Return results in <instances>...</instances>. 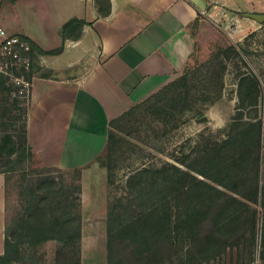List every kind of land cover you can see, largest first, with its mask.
<instances>
[{
    "label": "trees",
    "instance_id": "16d2710c",
    "mask_svg": "<svg viewBox=\"0 0 264 264\" xmlns=\"http://www.w3.org/2000/svg\"><path fill=\"white\" fill-rule=\"evenodd\" d=\"M83 23H86L83 19L73 17L63 24L62 31ZM21 37L42 54L61 51V47L45 50L30 37ZM221 55L214 53L201 64L204 81H211L216 73L222 74L226 69ZM191 72L186 64L175 78L112 118L108 122L105 149H111L115 142L116 135L111 128L142 108L157 115L182 113L194 89ZM241 75V83H248V88L255 93L249 105L256 107L260 87L256 76L246 72ZM7 79L0 74V168L2 172H14L24 170L35 152L27 138L25 108L20 114L22 123L13 127L17 117L12 112L18 107L16 99L10 102V93L18 87L6 84ZM236 126H241L242 130L209 143L192 162H181L183 166L170 161H163L159 166L146 164L127 177L128 195L115 197L107 204L106 264H111L113 255L121 253L119 241L124 240V235L127 239L150 243L159 240L160 233L161 239H170L172 231L179 230L190 248L207 246L205 252L202 250L203 260L237 245L235 238L226 235L224 229L228 232L240 227L255 243V204L264 196V184L260 182L264 120L257 116L243 120L238 113L232 121V127ZM101 163L107 169L109 184V166ZM40 172L37 171L35 179L24 177L23 211L12 230L8 228L5 232L0 264H38L44 259V253L36 254L35 246L48 240L70 248L57 250L54 264H80V170L76 169L78 184L75 187L72 183L58 181L52 174L41 175ZM260 234L259 257L264 261V217ZM22 242L32 247L26 255L20 247Z\"/></svg>",
    "mask_w": 264,
    "mask_h": 264
},
{
    "label": "crops",
    "instance_id": "0c3cea01",
    "mask_svg": "<svg viewBox=\"0 0 264 264\" xmlns=\"http://www.w3.org/2000/svg\"><path fill=\"white\" fill-rule=\"evenodd\" d=\"M213 1L233 9L264 5V0H109L102 12L95 0H0V25L8 34L26 35L49 51L61 47L46 54L58 74L32 83L26 129L34 155L57 168L80 170V264L107 263L94 234L106 235L107 169L99 157L108 122L180 73L195 46L191 28L201 26ZM73 17L86 23L62 31ZM76 62L83 66H73ZM84 233L92 234L89 240ZM3 241L0 232V254Z\"/></svg>",
    "mask_w": 264,
    "mask_h": 264
},
{
    "label": "rangeland",
    "instance_id": "374dc122",
    "mask_svg": "<svg viewBox=\"0 0 264 264\" xmlns=\"http://www.w3.org/2000/svg\"><path fill=\"white\" fill-rule=\"evenodd\" d=\"M95 1L100 11H106L109 0ZM253 4L244 3L242 7L233 9L223 3L210 2L204 10L201 26L198 24L192 26L191 30L196 39L187 66L192 70L194 89L192 98L182 113L157 115L142 108L133 117L119 121L111 128L116 135L114 145L109 150L105 149L99 157L101 162L109 166L111 178L107 184L106 204L115 197L128 195L127 177L143 165L159 166L163 161H170L183 166L181 162L186 164L192 162L196 154L209 143L222 140L231 132L241 131V126L232 127L236 114L241 113L243 120L253 116L264 120V21L259 22L244 15L246 12L264 13V5ZM250 9L252 10L248 11ZM214 53L222 54L226 69L222 74L216 73L211 81L206 82L201 75L203 72L201 64ZM25 57L27 65L23 67L19 62L13 65L7 56L0 53V66L11 72L12 76L22 77L27 82L25 86L23 84L18 86L12 81V76L0 71L3 77L8 78L6 84L12 83V88L18 87L10 93V102L16 99L15 105L18 107L12 112V115L17 117L13 127L22 123L20 114L24 108L27 117L32 101L33 81L36 78L52 77L59 72L50 68L47 65L50 61L46 59V55L34 48H31ZM69 61H74V57ZM80 64L83 66L80 62L73 66L77 67ZM74 71L71 70L64 75H70L68 73ZM243 72L253 73L260 85L256 107L249 105L255 93L248 88V83H241ZM8 130L14 132L10 128ZM261 151L260 182L264 184V137ZM52 167L34 155L24 170L2 172L3 169L0 168L1 236L5 235L8 228L9 231L12 230L23 211L22 187L26 184L25 176L35 179L38 177L37 171H41V175L52 174L64 184L72 183L73 187L78 184L75 168L55 170ZM255 205L257 207L255 243L248 232L243 233L240 227L230 231L228 229V232L224 229L226 235L235 238L233 241L237 245L213 258L203 260L202 256L207 246L190 248L188 240L179 230L172 231L170 239H161L163 235L160 233L159 240L150 243L140 239H127L124 235V240L119 241L121 253L111 257V264H264L259 257L264 196L258 199ZM87 217L90 218L91 215ZM90 235L92 234L84 233V237L88 236L86 240H89ZM94 235L98 248L107 252L106 235L104 236L101 231H96ZM20 247L25 255L32 249L23 242ZM35 247L36 254L44 253V259L38 264H54L57 250H70L62 243L52 240L39 243ZM70 255L74 256L72 252Z\"/></svg>",
    "mask_w": 264,
    "mask_h": 264
},
{
    "label": "built area",
    "instance_id": "2783aa9c",
    "mask_svg": "<svg viewBox=\"0 0 264 264\" xmlns=\"http://www.w3.org/2000/svg\"><path fill=\"white\" fill-rule=\"evenodd\" d=\"M30 50L31 46L27 40L19 35L8 34L0 25V53L7 56L11 60V63L13 62V65L15 62H19L20 65L26 67L27 57L25 56ZM0 71L12 76L11 72L3 69V66H0ZM12 81L18 86H21V84L27 85V82L22 77L12 76Z\"/></svg>",
    "mask_w": 264,
    "mask_h": 264
},
{
    "label": "water",
    "instance_id": "95a60500",
    "mask_svg": "<svg viewBox=\"0 0 264 264\" xmlns=\"http://www.w3.org/2000/svg\"><path fill=\"white\" fill-rule=\"evenodd\" d=\"M245 16L253 18L259 22L264 21V13H257V12H246L244 13Z\"/></svg>",
    "mask_w": 264,
    "mask_h": 264
}]
</instances>
